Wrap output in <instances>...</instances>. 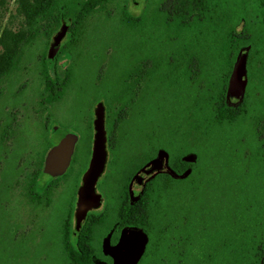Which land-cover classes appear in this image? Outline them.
<instances>
[{"label": "rangeland", "instance_id": "obj_1", "mask_svg": "<svg viewBox=\"0 0 264 264\" xmlns=\"http://www.w3.org/2000/svg\"><path fill=\"white\" fill-rule=\"evenodd\" d=\"M39 1L0 0V264L68 263L60 244L59 228L71 208L67 207L69 194L81 183L80 171L84 169L90 153L95 104L98 101L106 102V96L108 135H112L110 140L122 139L123 145L113 142L112 156L103 177L105 180L111 178L116 186H122L117 183L119 170L127 178L146 162V156L139 146L137 151H131L136 155L133 159L126 157L130 153L125 150L129 139H153L156 138L155 134L163 138L164 134L175 132L179 139L177 142L186 144V148H181L178 153L189 149V142L194 143L197 149L200 143L198 105L204 94L217 93L225 87V96L230 103L247 104L250 109L240 120L245 133L238 134L233 141L223 145L221 151L213 150L207 158L212 166L205 200L213 204L212 217L218 216L219 209L226 204L227 207L233 203L241 204L236 182L230 179L224 167L230 158L232 162L228 171L233 170L231 176H237L238 180H249L248 175L256 157L254 142L248 139L253 130H259L256 141L264 155V118L258 127L251 118L258 112V107L259 111H264L261 108V104H264V79L256 77L260 64L255 62L254 75H250L247 69L248 85L240 100L228 96L227 87L239 53L247 50L250 54L251 45L248 42L252 39L256 43L264 42L263 9L254 0H246V7L240 4L241 0H228L227 7L232 15L230 21L218 31L215 43L199 45L192 42L195 40L192 31L187 33L190 25L195 23L197 10L188 11L182 17L173 0L168 5L167 0H120L110 6L109 18L108 15H100L88 21L87 35H84L78 49L80 56L61 53L62 47L68 46L65 45L70 38L68 30L57 55L50 57L47 50L52 35L63 22L69 25L70 19L61 22L49 39L41 35L29 41L26 28L29 19L41 7ZM124 7L133 16L146 11L150 22L147 26L126 27L119 21ZM243 12H246L247 20L239 22ZM181 25L185 27L180 28ZM259 33L261 41L255 38ZM209 50L213 51L214 57H210ZM17 52L23 53L21 68L7 73ZM63 58L71 59L66 69L59 63ZM44 60L51 71L58 70L63 83V92L58 87L56 94L50 98L38 93L44 78ZM142 64L153 85L158 72L163 84L159 90H154L151 97H145L142 100L144 104L140 106L141 82L137 85L133 80L140 78L136 76L141 75ZM175 65L180 71L178 84L167 76L173 73ZM229 67L230 73L227 72ZM67 71L73 75V81L71 77L70 80L65 77L64 72ZM127 74L132 80L133 103L129 97L130 90L121 87V77L115 81L119 84L118 89L113 88V92L109 91L106 95L108 76H123L124 81ZM177 116L179 120L184 118L182 124L176 120ZM144 122L148 125L144 126ZM63 126L79 132L77 154L67 175H60L51 181V176L42 170L43 161L47 149L59 137ZM235 130L238 132L237 126L232 132L235 133ZM208 148L213 149L212 146ZM114 164L129 168L124 170ZM184 176V173L179 175L181 178ZM157 177L147 185L153 186ZM47 185L51 187L49 197L41 191ZM35 189L40 194H36ZM228 210L224 209L223 212L227 213ZM182 232L183 227L179 223L168 237L166 246L172 244L173 240H179ZM178 247L181 248L182 244H178Z\"/></svg>", "mask_w": 264, "mask_h": 264}, {"label": "trees", "instance_id": "obj_2", "mask_svg": "<svg viewBox=\"0 0 264 264\" xmlns=\"http://www.w3.org/2000/svg\"><path fill=\"white\" fill-rule=\"evenodd\" d=\"M254 1L263 9L262 13L264 14V0ZM115 2L117 4L120 0H40L39 6L41 5V7L28 21L27 38L31 42L41 35L49 39L61 22L70 19V38L65 44L68 46L67 48L63 46L61 53L62 55L77 57L79 45L83 41L84 35H87L88 21L100 15H108L109 18V8ZM171 2V0L166 1L167 5ZM173 2L177 4V12H180L182 17L188 11L197 10L194 18L195 23L190 25L187 33L190 34L192 31L193 38H195L192 42L199 45L201 43H209V45L215 43L218 39L215 38L216 35L218 36V31L228 24L227 22L230 21L232 16L230 8L227 7L228 0H173ZM240 4L246 7V0H241ZM120 16L119 21L126 27L130 25L133 27L147 26L150 22L146 11L141 15L133 16L124 7ZM239 17V22L247 20L246 12H243ZM181 27H185V25H181ZM234 33L238 34L235 30ZM255 38L257 41H261L260 33L256 34ZM187 39L189 40V38H184V40ZM248 43L251 45L248 70L250 75H254L255 60L253 61V59L256 57V52L264 54V42L261 49L253 39ZM186 48L183 47L184 50ZM207 52H210V57L215 56L212 50ZM17 54L7 73L11 70L13 72L20 70L23 53L19 54L17 52ZM176 57L178 58V56ZM181 58H183V55H181ZM173 69V73L167 76L168 79L170 78L178 84L180 71L176 65ZM43 72L42 87L38 88L39 96L50 98L56 94L58 87V90L60 89L63 92L60 73L58 70L56 72L51 71L45 60L43 62ZM227 72L230 73V67ZM64 75L68 80L71 77V81H73V75L69 71L64 72ZM118 77H121L120 82H122L123 76H108L106 95L109 91L110 93L113 92L114 82L120 80L117 79ZM260 77L261 80L264 79V63L261 67ZM250 79L252 80V77ZM253 79L255 78L253 77ZM0 80L2 79L0 78ZM261 105V108H264V104ZM198 106L200 110L198 114L200 143L196 149L195 158L193 156L188 157L189 149L178 153L183 146H181V142L176 141L175 132L174 134L170 132L163 133L165 140L174 138L164 142V148L171 149L170 165L172 170L178 174H186L182 178H176L164 173L163 176L154 180L153 186L148 187L147 212L149 224L147 231L149 243L139 264H163V260L165 264H264V155H262L260 146L256 141L257 131L253 130L248 137L251 142H254L256 152V157L253 160L254 165L248 175L249 180L244 178L238 180L237 176H235L236 178L231 176L233 170L228 171L230 162H232L230 158L227 159L224 167L226 174L230 176L233 182H236V191L242 199L241 204L233 203L228 207L226 204L224 208L219 209L220 216L216 213L218 216L214 218L211 214V212H214L212 210L213 204L209 200H205L208 194L206 189L211 178L210 169L212 166L207 159L208 154L213 150L215 152L221 151L223 145L225 146L233 141L238 134L243 135L245 133V127L240 120L241 116L246 114L250 108L247 104L242 106L239 103H230L225 96V87L217 93L213 91L204 94ZM261 113L263 117L264 111H261ZM251 118L253 121V115H251ZM176 120H179V118ZM182 120L184 118L179 120L180 124H182ZM235 126L238 127V132L235 130L234 133L232 129ZM177 134L179 137V132L176 131ZM108 136L109 138L112 137L111 134ZM155 137L161 138L160 135L156 134ZM208 146H212L213 149L210 150ZM172 148L176 149L173 150ZM128 168L124 166L122 169L127 170ZM188 169L191 170V173H188ZM67 173L62 174V176L67 175ZM193 175L195 176V185L191 184ZM117 176L119 178L117 183L124 185L127 178L121 170H119ZM107 182L109 185H114L111 178ZM50 189L51 187L48 188L47 185L41 191L49 197L51 194ZM221 191H223L222 188ZM35 193L40 194L37 189H35ZM246 195H251V197L247 198ZM245 199L246 201L243 203ZM224 209L229 210L224 213ZM179 223L182 224L183 232L179 240H173L172 244L167 247L168 237ZM69 229L70 227L64 224V221L59 228L60 244L66 254L64 259L68 261L66 264H102V259L89 256L87 250L89 242L87 240L81 241L79 236L73 242L69 236ZM178 244H182V247H178ZM80 248L83 250L81 255L78 250Z\"/></svg>", "mask_w": 264, "mask_h": 264}, {"label": "flooded vegetation", "instance_id": "obj_3", "mask_svg": "<svg viewBox=\"0 0 264 264\" xmlns=\"http://www.w3.org/2000/svg\"><path fill=\"white\" fill-rule=\"evenodd\" d=\"M262 45H263V42L258 43L259 49H261ZM243 52L247 53V62H248L249 53L247 52V50L245 51L242 50L240 53H243ZM263 55L264 54L262 52H256V57H255V62H258L260 64L256 72V77L260 78V80H261V77H260L261 67H262V64L264 63ZM59 63H60V60H59ZM247 69H248V66H247ZM141 71H142L141 75L136 76L140 78H136L135 80H133V82L136 83L137 85H139L141 82L140 92H139L140 101L138 102L140 106L144 104L142 100L145 97H148L149 95H150L149 97H151L153 93L156 90H159V87H161V85L163 84V79L160 78L159 72L157 73L155 84L153 85L152 83L153 80L150 78V75L148 74L147 69L143 66V64H142ZM125 78H126L125 80L127 81L125 80L122 81L124 84H122L121 82L122 84L121 87L122 88L125 87L126 90L128 89L130 90L129 97H130V101L133 103L134 101L133 92L134 91L131 92V89H132L131 81L132 80L130 79V75L128 76V74H127V77ZM136 84H134L135 88H137ZM99 86L100 85H98L97 88H99ZM118 86L119 84L115 83V86H114L115 90L118 89ZM246 89H247V86H246ZM245 93H246V90H245ZM231 98L240 100L239 98H236L234 96H231ZM98 102H102L104 104L105 115H106V109L108 108L107 99H106V102H103V101H98ZM97 103L95 104V107ZM95 107H94V113H95ZM259 109L260 108L258 107V112L255 114V117H254L255 126L257 127L261 123V120H263L264 118V115L263 117L261 116L262 113L261 111H259ZM145 122H144V126H147L148 124H146L147 122L146 123ZM105 124H106V121H105ZM92 130L94 134L93 120H92ZM258 131L259 130H257V132ZM107 132H108V129H107ZM176 141H179V139ZM113 142L114 143L118 142V144H122V139L110 140L108 136V150H109L110 156L106 161L104 172L99 177L98 184H97V192H99L102 195V203L99 206H93L90 209H88L84 220L81 221L79 227L77 226L76 211H77V206H78V189H79V186L82 185V182H83L82 177H83L84 171L88 165V162L91 156L92 144H93V136H92L91 144H90V153L87 158V162L85 164L84 169L80 171L81 183L78 186L76 185L75 189H73L69 194L67 207H71V208H70L69 213L67 212L64 218V224L70 227L69 236L73 240V242L77 238H79V236H80L81 241H83L84 239L87 240L89 242L87 246L88 247L87 250L89 251V256L102 259V264H115L113 257L104 251L103 243L105 239L109 238L110 243L114 245L118 242L124 230L126 229L141 230L148 236V242L146 244L142 257L140 258L138 262L139 264L141 259L145 255V252L147 250L148 243H149V234L147 231L148 224H149V218H148L147 208H148V193H149L148 187L150 186H148L147 184L155 176L160 177V176H163L164 173H167L172 177H176V176L179 177L180 174L172 170V167L170 165V150L171 149L164 148L165 140L163 138L150 139V138L145 137L141 139H129V143L125 144L128 146L125 150L130 151V153H128L126 157L133 159L136 155L132 152H135V150L137 151V147L139 146V150H141L142 153L146 156V162L140 167H137V169H135V171L132 172V174H130L131 176L130 175L127 176V179L124 185L122 186L109 185L107 180L104 179L103 174L105 173V170L109 165V160L111 159V156H112ZM181 146H183L182 147L183 149L186 148V144L184 142L181 143ZM188 147H189L188 157L191 158V156H193L195 158V154H196L195 144L192 142H189ZM77 149H78V143L76 145L75 154H74V157L72 159V162L69 168H71V166L73 165L75 156L77 154ZM172 149L175 150L176 148H172ZM161 152L167 153V155H165L164 157V162H165L164 169L156 170V171L149 172L148 174H144L145 171L152 166L153 160L157 158ZM114 165L118 168L123 167L120 164H114ZM124 166H127V165H124ZM188 170H189L188 173H191V170L190 169ZM185 174L186 173H184V175ZM56 178H53L51 176V179H56ZM137 184H139V186H137ZM191 184L195 185L194 175L191 179ZM78 250L80 252V255L83 254L82 248Z\"/></svg>", "mask_w": 264, "mask_h": 264}, {"label": "water", "instance_id": "obj_4", "mask_svg": "<svg viewBox=\"0 0 264 264\" xmlns=\"http://www.w3.org/2000/svg\"><path fill=\"white\" fill-rule=\"evenodd\" d=\"M69 25L63 22L61 27L52 35L47 50L50 57L57 55L64 37L67 35ZM71 63L70 58H63L60 64L66 69ZM248 82L247 74V53H240L235 61L230 75L227 95L242 98ZM93 144L88 165L82 177V185L78 189L77 206V226L84 220L87 210L102 203V195L97 192L99 177L104 172L106 161L109 158L108 132L105 124V106L98 102L95 107V117L93 119ZM80 139L77 130L63 127L57 139H54L47 149L42 170L50 174L53 178L67 172L75 154L76 145ZM167 155L161 152L152 162L144 174L156 170H163L165 166L164 157ZM86 193V195H85ZM148 236L141 230L126 229L122 232L118 242L114 245L110 239L104 240V251L113 257L115 264H138L143 255Z\"/></svg>", "mask_w": 264, "mask_h": 264}, {"label": "snow or ice", "instance_id": "obj_5", "mask_svg": "<svg viewBox=\"0 0 264 264\" xmlns=\"http://www.w3.org/2000/svg\"><path fill=\"white\" fill-rule=\"evenodd\" d=\"M85 195H86V193H85Z\"/></svg>", "mask_w": 264, "mask_h": 264}]
</instances>
